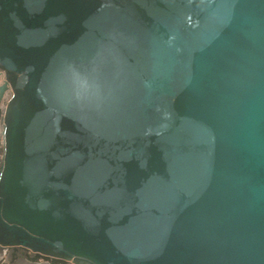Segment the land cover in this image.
<instances>
[{
  "label": "water",
  "instance_id": "obj_1",
  "mask_svg": "<svg viewBox=\"0 0 264 264\" xmlns=\"http://www.w3.org/2000/svg\"><path fill=\"white\" fill-rule=\"evenodd\" d=\"M0 68L1 246L264 264V0H0Z\"/></svg>",
  "mask_w": 264,
  "mask_h": 264
},
{
  "label": "flooded vegetation",
  "instance_id": "obj_2",
  "mask_svg": "<svg viewBox=\"0 0 264 264\" xmlns=\"http://www.w3.org/2000/svg\"><path fill=\"white\" fill-rule=\"evenodd\" d=\"M12 75L7 70L0 68V179L5 167L7 141H6V115L9 103L14 96ZM0 264H62L57 263V259H44L37 256L31 250L22 245L1 246L0 245ZM65 264H76L73 260Z\"/></svg>",
  "mask_w": 264,
  "mask_h": 264
}]
</instances>
